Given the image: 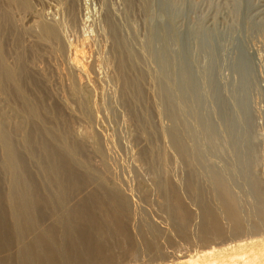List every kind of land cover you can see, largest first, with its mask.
<instances>
[{
    "label": "rangeland",
    "instance_id": "1",
    "mask_svg": "<svg viewBox=\"0 0 264 264\" xmlns=\"http://www.w3.org/2000/svg\"><path fill=\"white\" fill-rule=\"evenodd\" d=\"M26 1L23 10H33L36 6L35 1ZM148 1L152 4L150 7L153 8H155L157 4H154L158 1V18L156 17L155 20H150L146 15L147 0H77L80 7V18H74L75 25L71 22H69L71 24L67 23L66 28L63 27L62 32L60 31V34L54 40H44L37 33L38 30L30 31L20 23V19L14 14L7 19L5 30L0 32V45L2 46H0V61L3 60L6 66L11 67L14 75L12 81L9 82H4L5 79L0 76L2 79H0V83H2L0 84V104L2 105H0V108L5 107L7 110L5 112H9L8 115L11 116L10 125L0 123V138L2 139H0L1 262L18 264L19 252H22L26 247L35 245V238L52 224L51 227L60 224L58 228L63 229L61 226L67 222L68 217L77 207L78 209L81 208V204H84L87 208L89 207L90 211L96 216L101 217L102 212L98 210H102V208L93 205L92 200L90 202L91 195L102 200L105 199L103 201L105 203L110 198H118L119 201L125 198L124 202L127 201L125 202L128 205H126V213L122 214L124 218H121L123 219L124 233L129 240L126 246L128 251L121 253L122 249L119 243L110 240L107 249L118 252L116 253L119 254L117 258H108L104 254H98L91 261L85 260L81 264H116L115 262L121 260L127 262L130 260V263L134 262L136 264H164L165 262V264H169L172 261L170 263L172 264L176 262L173 254L188 250L189 253H193L201 250V247L203 249L207 246V244L205 246L204 244L210 236H207L205 241H201L200 225L203 224L202 222L206 225L205 220L208 221V213L203 211L202 205L199 206V204L211 200L206 194L209 182L205 179L195 181L192 178V167H186L185 163L180 165L181 161L177 158L179 156L175 154L176 150L172 141L178 124L173 119L174 111L170 108L168 99L172 96L167 94L168 88L165 76L161 71L162 48L164 46L170 48L172 56H177V53L171 50L173 41L161 34L160 24L164 21L163 16L161 17L163 8L168 9L172 0ZM177 1L179 10L183 9L188 12L185 9V7L188 9L187 5L196 7L194 11L187 14L185 12L186 28L184 26L185 29L182 30L181 28L179 30L180 36L184 39L187 28L199 31L209 29L213 20L210 17H213L211 15L215 11L213 6L221 0H216V2L215 0ZM222 1L227 2L228 0ZM240 2L241 4L244 3L243 0H240ZM76 6L75 2L74 10H77ZM238 11L241 13L238 26L247 24L244 5H241ZM57 16L51 18L47 14L44 15L43 19L46 18V21H51V19L60 20L61 17ZM111 18L112 20H110ZM209 19L210 23H207ZM218 19V21L221 20V18ZM79 20L82 22L80 23ZM109 21L113 23L115 21V23L113 25L112 23L108 24ZM110 25L118 27L119 31L117 30L115 33L114 27L111 28ZM67 26L69 27L67 28ZM257 28H264V22H259ZM241 37L242 35H240ZM82 39H85L83 46L81 44ZM69 44L75 45L76 49L81 52L79 62H77V64H80L79 68L82 69L80 72L75 66L76 63L70 62L71 49H69ZM234 44L235 47H238L243 58L245 56L251 58L252 55L250 56L240 49L243 46L241 40L237 39ZM130 46L133 48L131 47L132 54L127 58L129 65L121 67L119 57L121 55L127 56L128 47L130 48ZM197 47L198 43L193 47L191 46L190 50L195 51ZM125 51L127 52L125 53ZM259 54L264 56V51H259ZM235 55L231 54L230 57ZM253 58H251V61ZM130 59H134L135 63L132 60L130 63ZM251 66L253 69L257 68H254L253 61ZM204 68L206 67L204 66ZM84 74L86 77L88 76V79H91L93 87L96 88H94L93 93L96 104L95 110L97 111L87 108V104L83 101V94H80L84 90L82 87V76L84 78ZM257 105L264 109V101L261 98L257 100ZM20 120L23 122L20 123ZM18 124L22 126L19 130L16 128ZM79 129L90 133L93 142L90 141L91 145L88 142L79 140L76 134L80 131ZM73 130H77V132ZM107 136L112 140L109 145L106 142ZM40 144L43 145L40 146ZM110 144H113V146ZM108 146L110 147L108 148ZM47 147H50L48 154ZM111 147H113L112 150H110ZM5 153L13 157V161L10 160L12 165H9V162L7 164L9 167L4 164L7 161ZM47 155L49 156L47 157ZM161 155L164 156L168 165L166 174L162 172ZM57 157L60 160H57ZM49 158H52V160ZM48 159L50 165H47L49 164ZM61 159L66 163L63 166H61L63 164ZM53 161H55V165L52 164ZM109 161L112 162L113 166L111 167V174L104 172V165ZM120 161H123L126 166ZM46 162L47 164H45ZM14 164L18 165V168H14ZM41 166L45 168L42 169ZM48 166H55L59 171L55 169L57 172H50L53 175L50 174L49 176V172H46ZM61 167L70 171L73 169L72 173L67 170L69 173L66 172L65 174V170L63 171ZM70 173L73 175L71 176ZM48 177L52 182L55 181L52 179L56 178L63 183V186L61 185L63 188L57 189V191H61L60 194L62 195L57 192L58 196L65 200H62L65 206V208H62L63 210L56 209L57 206H55V210L51 205L54 210H50V206L46 208L47 205L44 206L43 204L34 208L31 207L30 202L36 196H43V199L45 196L49 200L54 199V192L56 193L54 186L61 183L57 181L58 184L55 185V182H53L54 185L52 187L51 184V188L47 181L49 180ZM80 177L81 179L77 182V178ZM82 178L87 182H81L80 184ZM174 178H178L181 183L184 179H187V183L194 189V192L191 193L184 186L179 188L178 185V189L184 188L180 192H182V199L188 214V219L183 225H179L173 215L169 200L170 190L166 195V192L160 187V183H165L170 187ZM111 179L119 182L121 192L118 187L115 188L111 185ZM70 180H73V182H70ZM74 181L77 182L76 186H74L76 184ZM141 182L150 184L151 191L153 187L155 192L152 191L150 194L145 195L140 187ZM67 183L70 188L67 187ZM172 186L175 188V185ZM24 194L29 201L23 200ZM122 195H125V197L122 198ZM10 200L15 204L18 200L21 202L23 200V203L26 202L27 204L25 206L30 204L29 206L32 209L29 206V208L23 206V209H29L27 212L21 210L25 214L23 212L19 213L18 210L15 213L11 212L10 204L12 202ZM118 200L117 205H119ZM158 200H162L164 206L160 205ZM209 205L212 210L219 207L214 202L213 204L210 202ZM56 213L61 217L57 216ZM53 215L58 217H56V220H59V223H56L57 221L53 223ZM16 218L19 219L17 222ZM30 223L33 225L31 226ZM222 223H224L223 220ZM202 228L207 231L209 226ZM238 234L223 230L220 236L210 239L207 243L211 242L210 245H213L212 242H221L242 235ZM62 242L63 244L66 243V246L71 244L70 240ZM259 248H263V246L249 247L245 251H256ZM45 249H47L46 245L42 246L38 254L43 255ZM57 258L56 262H61L59 256ZM61 258L64 257L61 256ZM31 262L24 263L22 261L20 263L32 264Z\"/></svg>",
    "mask_w": 264,
    "mask_h": 264
},
{
    "label": "bare ground",
    "instance_id": "2",
    "mask_svg": "<svg viewBox=\"0 0 264 264\" xmlns=\"http://www.w3.org/2000/svg\"><path fill=\"white\" fill-rule=\"evenodd\" d=\"M34 1L36 3L34 8L36 9L34 10L33 8L34 11H28L23 10L27 3L26 0H0V32L5 30L7 19L10 17V15L14 14L20 19V23H22L27 29H30V31L38 30L37 33L44 40H54L60 34V31L62 32V28H66L67 23L71 22L73 25H75V21L73 22V20H75L76 17L79 19L81 16L80 7L77 0ZM221 1L213 6L215 11L212 10L214 14L211 15L213 17H210L211 19L213 18V20L211 23L210 19L207 22L210 23L209 29H206V31H199L190 30L187 28L185 33L187 37L185 36L184 39L180 36L179 30H181V28L182 30L186 28L184 16L185 12L187 14L190 11H194V8L196 7L193 5H187L188 9L186 7L185 9L188 10V12L184 11L183 9L179 10V5L177 7L178 1L172 0L170 1L168 9L163 8L161 17L163 16L164 21L160 23L161 34L169 37V39L173 41L171 50L177 53V56H172L171 51L169 50L170 48L168 49V47L166 48V46H164L162 48L163 58L161 60V71L165 76V82L168 88L167 94L172 96V98L168 97V99L170 108L172 111H174L173 119L174 122L178 124V128H176V132L173 136L174 139L172 141V144H174V149L176 150L175 154L179 156L177 158L181 161L180 165L185 163L187 165L186 167H192V178L195 181L205 179L209 182L208 188L206 189V194L211 198L210 202H212V204L214 202L219 205L218 209L212 210L209 205L210 202H201L202 204H199V206L202 205V210L208 213V221L205 220L206 225H204V222H202L203 224L201 223L202 225H200L201 241H205L207 236H210L209 240L214 239L220 236L223 230L237 234L239 233L238 235H242L221 242H212L214 243L213 245H210L211 242L207 243L209 241L207 240L204 244V246L206 244L207 246H205L203 249L201 247V250L193 253H189V250L186 252H179V254L172 253L174 255L173 258L176 260V262H174L175 260L173 259V262L176 264H264V109H261L257 105V100L259 98L264 101V56H261L263 52L259 54V51H264V28H257L259 22H264V0H243L244 3L242 4L240 0H228L227 2ZM75 2L77 4V10H74ZM179 2L181 1L179 0ZM146 3L145 11L147 17L150 20H155L156 17L158 18V1L154 4H157V8L156 6L155 8L152 6L150 7L152 4L148 0ZM241 5H244L245 7L247 24L238 26V20L241 15V13L238 11V8ZM47 14L51 18H55L56 15L60 16L61 18L57 21L56 19H53V21L51 18V21H46V18H43L44 15L46 16ZM175 18L176 20H174ZM218 18H221V20L218 21ZM110 20H112V18ZM81 22L82 21H80V23ZM110 23L113 25L115 21L114 23L109 21L108 24ZM187 24L189 23L187 22ZM184 26L185 28H183ZM68 27L69 26H67V28ZM112 27L114 26H111V28ZM118 29V27L113 28L115 33ZM240 35H242L241 38ZM237 39L241 40L243 45L240 49L244 50L245 53L250 56L254 55V58L252 56L251 58H253L252 61L253 64H255L254 68L257 67L256 69H253L251 66V58H247L246 56L243 58L238 47L234 46V42ZM84 40H81L82 46L85 43ZM119 42H121V40H119ZM196 43H198L197 49L195 51L193 49L190 50L191 46H195ZM69 45V49H71L70 62H73L74 64L76 63L75 66L80 72L82 69L79 68L80 64H77V62H79L81 52L76 49L75 45ZM131 47L132 46H130V48L128 47L127 56L119 55L121 67H126L128 64L129 60L127 58H129L130 54H132ZM126 52L127 51H125V53ZM231 54L236 55L230 57ZM131 60L132 59H130V63ZM132 61H134V59ZM203 64H205L204 66L206 68H204ZM13 75L14 72L12 68L6 66L3 60L0 61V76L2 79H5L3 81H12ZM87 77L86 75L84 78L82 76V87L84 90L83 93L80 92V94H83V101H85L87 104V108L92 111H97L95 110L96 104L93 93L95 87H93L91 79H88ZM5 111H7L5 107L0 108V123L6 124L8 126L11 124V116L8 115L9 112L6 113ZM21 121L22 120H20V123ZM20 127H22L20 124L16 125L18 130ZM73 131L77 132V130ZM76 134L79 140H82L86 143L88 142L89 145L93 143L91 141L92 139L89 132L80 130ZM90 141L92 142L91 144ZM111 141L112 140L109 138V136H107L106 142L108 145ZM20 143L22 144V142ZM41 145L43 144H40V146ZM110 145L113 146V144ZM109 147L110 146H108V148ZM51 148L53 147L51 146ZM112 148L113 147H111L110 150H112ZM49 149L50 147L48 150H46L48 151L47 154L49 153ZM5 156H7V161L5 160L6 162H4V164L7 165L8 162L10 163V160L13 161L12 155L8 156L6 154ZM48 156L49 155H47V157ZM58 157L60 158L59 154ZM58 157L57 160H60ZM49 159V164H47V162L45 164H51ZM50 160H52V158ZM62 161L60 162L63 164L61 163L62 165H58L63 166L65 162L64 160ZM54 162L55 161H53L52 164L55 165ZM120 163L124 164L123 161H120ZM160 163L162 172L166 174L168 165L166 164L163 155H161ZM9 165H12V162ZM17 166L15 165L14 168ZM104 166V172L106 171L105 173L111 174V167H113L112 162L109 161ZM44 168L45 167L42 169ZM61 168L63 171L65 170L63 167ZM55 169V166H48L46 172H49L50 176V172H57ZM67 170L69 169L64 171L65 174L66 172L68 174L70 171ZM60 171L62 170L60 169ZM47 179H49V177ZM80 179L81 177L79 179L77 178V182ZM52 180H55L53 181L55 182V185L58 184V180L56 178ZM47 181L51 187L53 182L50 179ZM71 181L73 182V180H70V182ZM77 182L74 186L77 185ZM81 182L86 183L87 181L82 178V181L79 183L81 184ZM110 182L112 183L111 185L113 187H118V190L120 189L119 186L121 185L119 182L113 179H111ZM172 182L173 183H171L170 187L165 183H160V187L164 190V192H166V195L170 190L171 193L169 195V200L172 206L173 215L175 220L178 221V224L183 225V223L188 219V214L182 199V192H180L182 188L178 189V185L179 188L184 186L186 190L191 193L194 192V189L187 183V179H184L181 183L178 178H174V181ZM62 184L63 183L58 185L61 187ZM53 185L54 184H52V187ZM172 185H175V188ZM56 186H54V188H56L54 197L51 195L54 198L53 200H49L46 198L47 196H45L44 199L43 196H36L34 198L32 197L33 200L30 202L31 207L34 208L35 206H41V204H43L44 206L47 205L46 208L50 205L54 209L55 206H57L56 209L60 210L65 208L62 202L63 199H61L62 197H59L57 194V192H59L57 189H62L63 187L60 188L59 186ZM67 187L70 188L69 185ZM140 187L145 195H148L153 191V187L151 191L150 184L148 183L141 182ZM160 187L159 189L161 190ZM154 192L155 189L153 193ZM122 193L125 194V192ZM128 194L130 193L128 192ZM125 195L129 196L127 194ZM125 195H122V198L125 197ZM23 198L21 199L25 200L27 198L26 195ZM29 199L31 200V198ZM23 200L22 202L18 200L16 204L10 200L12 202V204H10L11 212L15 213L16 210H18V212L20 211L19 213L23 212L21 210L27 212L29 209H23V206L26 204L25 201V203H23ZM91 200L93 205L102 208V210H98L102 212L101 217L96 216L90 211L89 207L88 209L84 204H81V208L78 209L77 207V209L72 214H70L71 212L69 213V221L67 220V222L64 223L65 225L63 224L64 226L61 224L63 226H61V228L63 229L58 228L60 224L56 226L57 228L54 226L51 227L53 225L52 224L49 228L47 227L48 229L46 228L47 230H43L44 232L42 234L40 233L35 238V245L26 247L22 252H19L18 264H21L20 262L22 261L24 263H29V261H32V264H81V262L85 260L91 261L98 254H104V256L108 258H117L119 254L116 253L118 252H114L112 249H107L109 244L108 241L110 240H115L119 243L122 249L121 253L127 252L128 248H126V246L129 240L124 233L122 223V218H124L122 216L124 213H126V207L128 206L125 204L127 201L124 202L125 198L124 200L120 199V201L118 198H110L107 199L108 201L105 203L103 202L105 199L102 200L99 199V197L96 198L94 195H91L90 202ZM117 200L119 201V205H117ZM158 201H160V205L164 206L162 204V200ZM28 206L25 207L29 208L30 206ZM51 206L50 210H54L51 208ZM59 214H57V216L61 217ZM56 217L53 215V223L54 221L59 223V220H56L58 217ZM17 220L19 219L16 218V222ZM60 220L62 219L60 218ZM222 220L224 223H222ZM32 225L33 224H31V226ZM207 225L209 226V229L205 231V228L202 227H206ZM1 227L2 226H0V229ZM256 227L259 228L255 229ZM1 238L2 232L0 231V241ZM68 240L71 241L70 246H66L65 242ZM62 241H65V244H63ZM44 245H46L47 248L44 250L45 253L43 255L38 254L39 249H41V247ZM47 245H49V247H47ZM261 246H263V248H259L256 251H245L249 247L251 248ZM60 255L64 258L60 259ZM58 256L61 262L57 263L56 261L58 260ZM122 261L123 260L115 263L136 264L134 262L130 263V260L128 262L125 260L123 262ZM171 262H169V264ZM0 264L6 263L0 261Z\"/></svg>",
    "mask_w": 264,
    "mask_h": 264
}]
</instances>
